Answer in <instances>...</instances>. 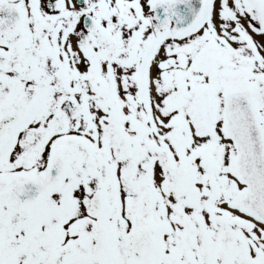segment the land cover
<instances>
[{"label":"snow or ice","instance_id":"1","mask_svg":"<svg viewBox=\"0 0 264 264\" xmlns=\"http://www.w3.org/2000/svg\"><path fill=\"white\" fill-rule=\"evenodd\" d=\"M0 264H264V0H0Z\"/></svg>","mask_w":264,"mask_h":264}]
</instances>
